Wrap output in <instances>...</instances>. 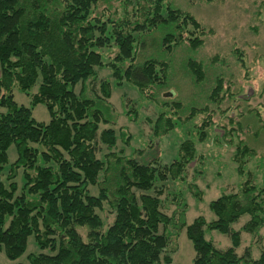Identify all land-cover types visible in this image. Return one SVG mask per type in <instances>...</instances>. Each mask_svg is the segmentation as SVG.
Here are the masks:
<instances>
[{"label":"trees","instance_id":"1","mask_svg":"<svg viewBox=\"0 0 264 264\" xmlns=\"http://www.w3.org/2000/svg\"><path fill=\"white\" fill-rule=\"evenodd\" d=\"M111 1L0 0V173H7L5 180L0 176V251L12 264H171L185 228L194 248L193 264H264V188L244 181L237 191L209 203L213 220L199 215L188 224L180 185L198 200L203 198L197 183L186 179L197 152L195 141L183 140L179 157L171 162L144 156L147 146L176 127L177 118L186 123L205 113L195 125L204 141L212 124L209 104L220 107L231 94L219 74L204 106L187 111L181 100L159 97L170 87V64L159 51L171 53L183 44L197 50L208 30L169 0H116L120 4L114 8ZM101 2L105 7L99 10ZM157 30L163 35L152 46L148 40ZM113 43L115 56L106 63L102 49ZM240 52L235 50L238 56ZM210 60L221 61L218 56ZM105 66L116 84L131 83L142 96L170 107L151 120L150 144L132 154L117 149L119 139L129 145L130 135L109 126L117 119L110 101L111 80L99 78ZM187 66L197 84L206 79L202 60L188 58ZM36 85L31 103L47 107L48 123L38 122L30 107L14 99V87L29 93ZM89 85L93 96L87 94ZM127 105L126 113L135 121L138 110L130 98ZM256 116L264 132L259 111ZM225 134L232 142V132ZM12 145L17 157L11 162ZM256 155L238 139L233 160L241 175L246 158ZM169 180L178 183L171 214L152 193L157 182ZM106 205L109 214L104 218L100 211ZM244 215L249 219L235 229L233 224ZM206 230L228 235L231 245L218 248L206 238ZM243 231L257 237V258L250 246L242 255L237 253ZM30 236L39 250L27 256V263L18 261Z\"/></svg>","mask_w":264,"mask_h":264},{"label":"rangeland","instance_id":"2","mask_svg":"<svg viewBox=\"0 0 264 264\" xmlns=\"http://www.w3.org/2000/svg\"><path fill=\"white\" fill-rule=\"evenodd\" d=\"M169 1L176 7L194 15L208 31L211 30V33L207 31L204 45L197 50L191 49L188 44H183L171 53L164 50L159 51L158 56L170 64L168 72L170 87L161 90L159 97L163 99L164 95L169 101L181 100L186 110L195 105L204 106L209 104L207 95L215 84L216 77L220 74L223 77L225 89L228 87L231 94L227 96L220 107L209 104L213 109L210 111L213 116L212 124L207 128V138L204 141L199 140V131L195 126L206 116L205 113H202L186 123L177 118L176 127L169 131L164 138L155 140L154 146L148 147L147 145L152 140L151 120L159 112L170 110V107L158 105L154 99L142 96L131 83L116 84L107 66L99 70V78L110 79L112 84L110 101L115 107L117 121L109 126H113L118 132L120 129H124L130 135L129 145H126L122 139L118 140V150L124 148L126 154H132L134 149H142L147 146L144 156L146 155L147 158L158 156L165 162H171L179 157L180 144L183 140L190 138L195 141L197 152L194 161L188 168L186 179L188 182L197 183L203 191V198L198 200L189 192L186 185H180L184 190L187 203L186 221L189 224L199 215L204 216L207 221H211L215 218V214L210 209L209 203L221 194L237 191L244 181L264 188V132L261 130V122L256 116V111H259L264 119V0ZM111 4L114 8L120 3L112 0ZM104 7L105 2H101L99 10ZM118 14H122L120 8H118ZM151 35L152 37L148 38V41L150 45L154 46L158 43L157 40L162 37L163 31L157 30ZM236 49L241 51L239 56L235 53ZM116 50L114 43L110 47L102 49L106 63L112 60ZM142 53L140 51L139 59L142 58ZM215 56H218L221 61L211 62L210 59ZM188 58L202 60L205 63L207 77L202 83L197 84L194 81L187 66ZM240 62H243V65ZM37 88L38 85L27 93L16 86L13 89L14 99L19 105L30 107L33 117L38 122L48 123L51 117L47 107L44 104L33 106L31 103L30 94L36 92ZM79 89L80 85L77 87V91ZM87 94L93 96L91 85L88 86ZM128 98L138 110V119L135 121L130 120L126 113L129 109ZM164 100L166 99L164 98ZM0 111H4V109L0 108ZM130 113L133 115V112ZM228 130L232 132L230 134L233 137L232 142L228 141L230 137L226 138L225 133ZM239 138H243L257 152L255 157L246 158L243 175L237 171V164L233 160ZM8 154L11 162L16 159L17 151L14 145L10 147ZM21 173L20 170L17 177L20 187L23 184ZM0 176L5 180L7 173H0ZM177 187V182L169 180L157 182L152 189V193L161 199L162 209L167 214H171L175 208L172 196ZM91 192L98 193L97 188L91 187ZM107 210L106 205L105 210L100 211L102 217L105 218L109 214ZM111 219L112 217H109L108 221ZM248 219L249 215H244L233 224V227L240 229ZM83 233L85 234V232ZM262 233H264V229ZM251 235L255 244L252 254L257 258L260 255V244L257 237ZM251 235L245 231L242 232V244L237 249L240 255L243 254L245 246L249 244ZM206 238L212 239L220 249L231 245L230 237L217 230H206ZM262 243L264 244V240ZM178 245L179 248L173 254L171 264H192L194 248L185 228L179 234ZM38 250L39 247L34 236H30L27 250L18 261L27 263V256L30 253L38 252ZM12 263L5 252L0 251V264Z\"/></svg>","mask_w":264,"mask_h":264},{"label":"crops","instance_id":"3","mask_svg":"<svg viewBox=\"0 0 264 264\" xmlns=\"http://www.w3.org/2000/svg\"><path fill=\"white\" fill-rule=\"evenodd\" d=\"M249 235H251L250 233H249ZM241 244H242V237H241ZM240 244V245H241ZM254 242L252 241V235H251V239L249 240V244H247L246 246H245V249L247 248V247H251V249H252V253H253V248H254ZM229 247V246H228ZM228 247H226V248H228ZM226 248H222V249H226ZM238 249V248H237ZM236 249V250H237ZM245 249H244V251H245ZM237 253H238V251H237ZM239 254V253H238ZM240 255V254H239ZM193 257H194V255L192 256V264H193Z\"/></svg>","mask_w":264,"mask_h":264}]
</instances>
